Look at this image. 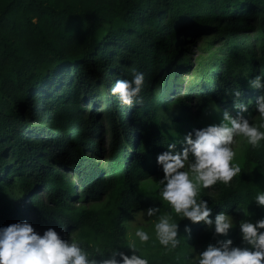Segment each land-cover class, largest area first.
I'll return each instance as SVG.
<instances>
[{
	"label": "trees",
	"instance_id": "16d2710c",
	"mask_svg": "<svg viewBox=\"0 0 264 264\" xmlns=\"http://www.w3.org/2000/svg\"><path fill=\"white\" fill-rule=\"evenodd\" d=\"M199 40L209 55L184 88ZM133 68L145 84L143 103L129 107L110 89ZM261 71L264 0H0V226L26 219L40 233L78 234L93 255L126 247L130 213L153 204L171 211L158 189L143 186L163 174L157 155L172 142L179 149L187 130L216 123L225 108L236 114L237 88L251 118L261 90L248 78ZM263 173L264 142L229 185L202 189L213 218L239 206L252 222L264 218L254 201ZM174 218L180 245L149 264H186L179 251L192 242L202 251L232 239L234 229L214 238L203 222Z\"/></svg>",
	"mask_w": 264,
	"mask_h": 264
},
{
	"label": "clouds",
	"instance_id": "9594fccd",
	"mask_svg": "<svg viewBox=\"0 0 264 264\" xmlns=\"http://www.w3.org/2000/svg\"><path fill=\"white\" fill-rule=\"evenodd\" d=\"M144 84L145 73L133 68L131 78L118 79L110 92L120 104L131 107L143 103ZM248 85L261 90L255 101L259 123L251 122L245 115L249 105L240 99L242 91L237 88L232 93L237 109L235 115L225 109L219 123L194 129L184 136L179 149L176 142L169 143L167 150L156 157L163 176L152 187L158 189L160 200L171 211L161 212V206L153 204L141 210L137 220L142 224L145 216L154 218L155 238L166 250H174L181 243L179 223L174 214L191 223L203 222L212 230L214 238L227 237L237 226L233 215L226 211L213 218V208L200 193L218 182L229 185L241 173L233 147L237 138H242L252 148H259L264 142V71L249 77ZM254 201L264 206V191L258 190ZM238 210L245 217L251 215L247 207L239 206ZM238 227L240 245H234L230 238H216L215 243H209L202 251L193 247L192 254L186 258L188 264H264V218L255 222L241 219ZM63 228L61 226V231ZM185 232L191 233L188 225H185ZM151 238L148 231L137 226L134 236L127 239L126 247L119 243L107 250L94 247L93 255L83 247L78 234L70 233L64 238L54 227L40 233L25 219L0 226V264H149L141 246Z\"/></svg>",
	"mask_w": 264,
	"mask_h": 264
},
{
	"label": "rangeland",
	"instance_id": "374dc122",
	"mask_svg": "<svg viewBox=\"0 0 264 264\" xmlns=\"http://www.w3.org/2000/svg\"><path fill=\"white\" fill-rule=\"evenodd\" d=\"M202 42H203L202 40H199V41H196L195 43L190 44V51H189V54L187 57L190 60L191 66L188 70H185L181 76V81L184 80V86H183L184 88H185L186 82L189 81L194 76L195 68L197 67V65L209 55V53L202 48ZM174 95L172 94L171 98L175 97ZM165 98H167V94H164V99ZM254 101H256V100H254ZM104 105H105V103H101L100 108H101V106L103 108ZM254 108H255V102H254ZM227 110L232 115H235L233 108H229ZM194 119H197V118L194 116ZM220 119H221V116H218L214 122L219 123ZM259 119L260 118H259L258 113L256 111H255L254 115L250 118L251 122H253V123H259ZM193 122H194V120H193ZM196 125H197V123H196ZM191 131L192 130H187V133H189ZM233 147L237 153V155L235 157V162L238 163L242 169L245 166L246 156H247V153H248L249 149L251 148V146L248 145L242 138H237V143L234 144ZM86 156H90V153L86 154ZM162 176H163V174L151 176L150 178H148L147 180H145L143 182V186L147 189V191H154L155 189L152 187V185L155 184L156 181L158 179H160ZM70 179L72 181H76L74 178H70ZM260 186H261L262 191H264V173L260 177ZM47 191L48 190H39L38 193H39V195H46ZM77 191H79V188H77ZM72 202L78 206H88V205H92V203H93V202L89 203V201L85 202L84 199L80 200V198H77L76 200H74ZM141 210H143V209H141ZM141 210L135 211L134 213H130L129 218L125 222L127 225V228H128L127 239L134 236L135 228L137 226H142L144 228V230L148 231L150 233V236L152 237L146 244L141 246V251L147 258H149V257L157 258V257L163 256V255H168V256L172 255L174 253L175 249L174 250H166L163 246H161L159 244L158 240H156V238H155L154 227L152 224V221L154 220V218H148L145 216L142 224L140 221L137 220V216L141 212ZM161 212H165V211H161ZM233 217H234V220L236 221L237 226L235 228H233L234 232H233V236H232V241H233L234 245H240L241 244V236H240L239 227H238L239 221L241 219H250L252 221V217H251V215L248 217H245L243 212L239 211L238 209H237L236 213L233 215ZM137 243H139L138 238H137ZM194 244L195 243L192 242L191 246H189L187 249L179 251V255L182 256V259L186 262V264L188 263V261L186 259L188 257L187 256L188 252H191V249L193 248ZM194 248L198 251V246H196Z\"/></svg>",
	"mask_w": 264,
	"mask_h": 264
}]
</instances>
